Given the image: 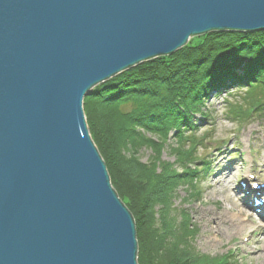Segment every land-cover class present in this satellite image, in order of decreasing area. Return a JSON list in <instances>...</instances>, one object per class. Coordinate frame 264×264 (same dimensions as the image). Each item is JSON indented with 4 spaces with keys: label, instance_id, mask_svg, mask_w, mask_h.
Wrapping results in <instances>:
<instances>
[{
    "label": "water",
    "instance_id": "95a60500",
    "mask_svg": "<svg viewBox=\"0 0 264 264\" xmlns=\"http://www.w3.org/2000/svg\"><path fill=\"white\" fill-rule=\"evenodd\" d=\"M263 30L264 0H0V264H137L83 99L194 37Z\"/></svg>",
    "mask_w": 264,
    "mask_h": 264
},
{
    "label": "trees",
    "instance_id": "16d2710c",
    "mask_svg": "<svg viewBox=\"0 0 264 264\" xmlns=\"http://www.w3.org/2000/svg\"><path fill=\"white\" fill-rule=\"evenodd\" d=\"M239 86L244 87L242 96L228 103L227 119L239 124L255 114L264 118V31L194 37L173 55L129 69L83 99L89 135L111 186L135 223L137 264L197 263L192 254L189 257L187 240L193 234L187 221L176 236L164 215L170 207L171 184L186 178L188 171L180 176L159 157L141 163L138 151L147 148L158 154L174 138L180 150L181 142L191 146L187 154L175 153L181 163L190 162L199 146L194 139L196 124L207 118L208 97L229 95L233 89L241 90ZM204 169L209 170L206 164ZM201 258L200 264H230L229 254Z\"/></svg>",
    "mask_w": 264,
    "mask_h": 264
},
{
    "label": "rangeland",
    "instance_id": "374dc122",
    "mask_svg": "<svg viewBox=\"0 0 264 264\" xmlns=\"http://www.w3.org/2000/svg\"><path fill=\"white\" fill-rule=\"evenodd\" d=\"M231 91L229 95L211 94L205 102L207 118L196 124L194 139L199 146L192 151L190 162L181 163L183 159L175 153L187 154L191 146L181 142L183 148L180 150L174 138H169L158 154L141 148L136 156L141 163L159 157L160 161L172 165L180 176L188 171L186 178L175 179L171 184L170 207L164 215L171 220L176 236L182 222L187 221L188 230L193 234L191 241L187 240V248L196 264H200L201 257L213 259L228 254L230 264H262V259L258 258L260 254L254 255V240L255 249L261 250L264 244H258V240L264 239V225L241 197L243 191L248 193L246 190L256 194L254 184L264 186V118L255 114L239 124L227 119L228 103L236 101L235 97L243 93V90ZM190 138L193 137L190 135ZM205 164L208 171L204 169ZM192 172L196 175L191 176ZM238 209L251 215L252 233L245 230L237 234L233 228L215 221L217 215L228 217L227 211Z\"/></svg>",
    "mask_w": 264,
    "mask_h": 264
},
{
    "label": "bare ground",
    "instance_id": "6f19581e",
    "mask_svg": "<svg viewBox=\"0 0 264 264\" xmlns=\"http://www.w3.org/2000/svg\"><path fill=\"white\" fill-rule=\"evenodd\" d=\"M259 32H262V31H259ZM239 89L242 90V89H244V87H240ZM261 190L264 191V187H261V189H259L258 191L262 192ZM246 191L248 193L246 194L244 201H245V205H247V207L249 209L248 201L250 199L256 198L258 193L255 194L253 191H248V190H246ZM240 192H242V191H240ZM243 193H245V192L243 191ZM231 205L234 206L235 202H232ZM227 213H229L228 217H225L224 215H217L215 217V221H217V223L219 225L228 226L229 228H233V230H235L236 233L238 232L237 234H239L240 232H243L245 230H251L249 232V234L252 233V231L254 229H253V223H252V220H251V215H249V214L246 215V213L244 211H242V210L240 211L239 209L238 210H234V211H230L229 210V211H227ZM246 224L248 225L247 229H246V227H247ZM254 242H255L254 245H255V248H256L257 243H256L255 240H254ZM259 243L260 244H264V239H259L258 240V244ZM255 248H254V250H255V254L254 255L260 254L258 258L262 259V264H264V245L261 247V250H257Z\"/></svg>",
    "mask_w": 264,
    "mask_h": 264
}]
</instances>
